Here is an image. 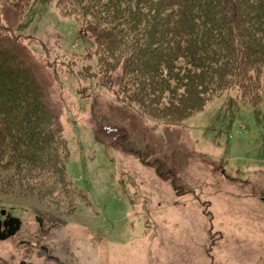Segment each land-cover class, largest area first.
Wrapping results in <instances>:
<instances>
[{
	"label": "rangeland",
	"instance_id": "374dc122",
	"mask_svg": "<svg viewBox=\"0 0 264 264\" xmlns=\"http://www.w3.org/2000/svg\"><path fill=\"white\" fill-rule=\"evenodd\" d=\"M0 48V103L27 102L31 90L14 83L29 68L52 149L36 160L0 137V211L21 220L0 260L56 264L41 245L60 264H264V67L241 95L236 84L214 90L207 71L186 84L194 69L161 58L155 90L117 52L101 70L83 23L57 0H0ZM151 51L164 52L162 39Z\"/></svg>",
	"mask_w": 264,
	"mask_h": 264
},
{
	"label": "trees",
	"instance_id": "16d2710c",
	"mask_svg": "<svg viewBox=\"0 0 264 264\" xmlns=\"http://www.w3.org/2000/svg\"><path fill=\"white\" fill-rule=\"evenodd\" d=\"M57 4L83 23L100 56L101 70L113 67L109 60L102 61L104 53L117 52L128 76L145 73L147 80H156L153 88L157 90L164 84L155 74L161 58L166 63L182 58L194 69L182 78L186 84L207 71L205 80L214 90L236 84L241 95H248L259 88L264 67V4L256 0H57ZM158 39H162L163 53L151 51ZM5 67L15 71L17 64ZM21 69L26 80L20 78L14 84L31 91L26 89L30 92L27 102L15 98V103H0V109L9 113V121L0 115V137L7 138L9 148L20 156L38 160L42 151L52 150L47 105L29 68ZM16 108L22 116L16 115ZM16 125L20 133L14 132Z\"/></svg>",
	"mask_w": 264,
	"mask_h": 264
},
{
	"label": "flooded vegetation",
	"instance_id": "af4514ba",
	"mask_svg": "<svg viewBox=\"0 0 264 264\" xmlns=\"http://www.w3.org/2000/svg\"><path fill=\"white\" fill-rule=\"evenodd\" d=\"M34 218V222L36 224V228L38 227L39 231L42 232V226H43V218L42 216H38L37 214H35L33 216ZM17 219V221H16ZM56 225L55 222H53V224H51L47 230H52L54 228H56ZM17 226V230L15 231V233L4 239V240H0V242H4L6 240H10L11 238L17 236V234L19 233V231L21 230V220L19 217H17L16 215H12L10 214L9 212H5L4 210H1L0 211V235H6L7 232L10 231L11 227H15ZM31 245H35L33 242H31L30 240H27V239H23V238H18L16 241H15V246L16 247H25V248H28L30 247ZM39 250L43 253V255L45 256V258L51 262H55L56 264H60V260L57 256H54V255H50L48 254L49 253V248L46 246H41L39 245ZM0 264H11L10 262L6 261V260H0ZM17 264H33L29 261H26V260H18L17 261Z\"/></svg>",
	"mask_w": 264,
	"mask_h": 264
},
{
	"label": "water",
	"instance_id": "95a60500",
	"mask_svg": "<svg viewBox=\"0 0 264 264\" xmlns=\"http://www.w3.org/2000/svg\"><path fill=\"white\" fill-rule=\"evenodd\" d=\"M16 221H17V219H16ZM17 226H15V227H11V229H10V231L9 232H7V234L6 235H0V240H4V239H6V238H8V237H10V236H12L14 233H15V231L17 230ZM1 234V233H0Z\"/></svg>",
	"mask_w": 264,
	"mask_h": 264
}]
</instances>
